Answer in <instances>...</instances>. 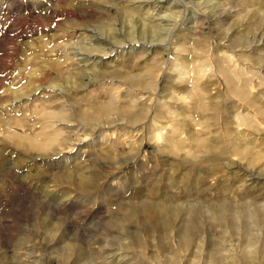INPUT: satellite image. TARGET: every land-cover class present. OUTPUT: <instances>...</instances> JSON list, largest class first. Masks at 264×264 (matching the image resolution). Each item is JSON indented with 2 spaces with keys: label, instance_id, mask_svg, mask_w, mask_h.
<instances>
[{
  "label": "rangeland",
  "instance_id": "rangeland-1",
  "mask_svg": "<svg viewBox=\"0 0 264 264\" xmlns=\"http://www.w3.org/2000/svg\"><path fill=\"white\" fill-rule=\"evenodd\" d=\"M109 1L0 0V264H264V178L249 180L253 171L264 173V0H194L188 10L166 11L172 16L161 33L171 37L175 22L179 33L190 28L179 60L158 47L159 56L130 50L106 66L108 58L93 60L98 51L87 47L99 41L111 50L132 39ZM184 55L191 69L178 70L176 88L165 82L169 72L154 79V90L166 89L153 96L159 113L143 100L147 124L89 131L79 158L59 163L12 137L38 130L39 111L67 100L61 107L69 113L109 95L128 103L125 87L98 81L91 64L136 73L147 63L180 65ZM219 65L245 84V98L227 87ZM81 131L65 128L61 137L75 142ZM85 176L94 183L80 188ZM162 207L171 211L167 227L150 217ZM224 207L226 219L214 216Z\"/></svg>",
  "mask_w": 264,
  "mask_h": 264
},
{
  "label": "bare ground",
  "instance_id": "bare-ground-1",
  "mask_svg": "<svg viewBox=\"0 0 264 264\" xmlns=\"http://www.w3.org/2000/svg\"><path fill=\"white\" fill-rule=\"evenodd\" d=\"M88 1H89L88 4L89 3L90 4H95V3H98L101 0H88ZM120 1L121 0H119V2H118V0H110L109 2H107V3H109V12H112V9H113L112 7H117L118 10L116 11L117 12L116 14L118 15V19H115V20H117L120 23L122 22V23H124V25L128 26L129 31H130V34H131L130 36H132V39H130V43L129 44H123L124 42H121V40H119L120 42H117V43L115 42V44H119V46L116 47V49L112 48L111 50H109V48L107 46H105L104 43H103L104 44L103 46H100V44H98L99 43V41H98V43L93 44V46L87 47V51H89L90 53H92L93 51H98V52H96L97 54L95 53L96 54V57L93 60L100 59L102 62H104V60L108 58V61L105 62L106 66H107L109 62H111V64H112V62L118 63L117 62L118 60H121L122 61L123 58H124V55H125L124 53L127 54V53L130 52V50L135 51L137 49L143 50V53L144 54H147L148 51H153V53L157 54L158 52H162L164 50L163 52L166 51V52H168L170 54V57L169 58H172V60H179L178 56L180 54L178 53V50L180 51V53L181 52L182 53L183 52H186V49L187 48L185 47V45L188 43V40L187 39H188L189 36H187L185 34V31H190V28L185 25V27L182 29L184 32H180L179 33V30L177 29L179 24H175L176 23L175 22L174 24H171V27H169V28L172 29V35H171V37L168 36V33L167 34L166 33H161L160 31L163 32L165 26H168V24H169V23H165L166 18L169 19V17L172 16V14L170 16H168V14H166L167 13L166 11H169V12H172L173 14H176L178 11L181 12L183 9L186 10L188 7H190L189 6L190 4L193 3L194 5H197V4H199V2H196L195 3L194 0H181V1L180 0H173L172 2H170V0H169V2L166 4L168 6L166 7L163 4H160L159 5V3H160L159 1H158V3H156V0H152L153 2H151L150 0H126L127 4L124 6L125 8L123 9V7H119V5H121V2L123 3V0L121 2ZM203 1L208 2V0H203ZM90 6H92V5H90ZM106 7H107V5H106ZM181 8H183V9L181 10ZM98 10H99V8H98ZM204 10H206V9H204ZM102 11L105 12L106 10L101 8V12ZM211 11L213 12V10H211ZM224 13L226 14V12H224ZM125 15H129V17H131V22H132L131 24H130V21H129V23L126 22L127 20L125 19V17H126ZM98 18H99L98 17V14L95 13V12H94L93 15H90V19L91 20H95L96 22H97ZM115 18H117V17H115ZM112 22H115V21H112ZM112 22H109V29L108 30H111V26L112 25L114 26V23H112ZM134 22H136V23L134 24ZM179 22L181 23V21H179ZM205 22L207 24H211L209 20L208 21H205ZM116 23H115V25H116ZM135 26L140 29L139 34H141L142 37L139 36V38H138V37H135L134 36L135 35V29H136ZM208 27H210V26L207 25L206 28H208ZM113 29H114V27H113ZM157 30H159V31H157ZM89 31L92 32L91 30H89ZM111 35H113V34L111 33ZM145 36L146 37L149 36V39L145 38ZM113 38H115V37H113ZM111 40L110 41L107 40V41H109V42L114 41V40H112V41ZM116 40H117V38H116ZM139 40L142 41V43H140V44H139V42L137 43V41H139ZM101 44H102V42H101ZM194 44H196V43H194ZM255 46H257V45H255ZM158 47L162 48L163 50L157 52V48ZM163 52H162V54H163ZM85 53H86V51H85ZM76 54H82V52L81 51L80 52L77 51ZM91 55L88 56L87 58L90 59ZM185 55L182 56V57H180V58H183V59H181V62L182 63L180 65H177V64L176 65L175 64H166L165 65L164 64V65L160 66V64L158 65V64H148L147 63V64L144 65L145 67H142L141 70L138 71V72H136V73L129 72V71L122 72V71H119L116 67L108 70V68L106 66H103L102 63H101L102 66H99V65H97L95 63L94 64H91V66L89 65L90 66L89 67L90 68V71L94 72L95 77H96V79L98 81H101L104 84H107L108 83L109 85H111V82H113V81H116L117 83L122 84L123 87H125V89H126V92L123 94V97L125 98V96H128L130 98V101L128 103L124 104V105L119 104V103L117 104L112 99L113 97H115V99H116V96L109 95V98L107 97L108 99H106L105 101L104 100L103 101H95L93 99L92 101H90V103L87 105L86 108L85 107L84 108L81 107L80 109L74 110V111H72L70 113L68 111H65L64 109H62L63 106L68 105L67 104L68 103L67 102L68 100L65 101V102H61L59 108H56V109H51V108H49V109H43L42 108L41 109V108H39V109H41L39 111L40 112V117L38 118L36 116L38 118V121H39V126L37 125L38 123H34V124H36L38 126V130L36 128L37 131L36 130L35 131H27L26 133H24V132L23 133H17L15 131V132H12V137L14 138V140L19 145H21L22 147H25L26 149H35V150H40V151H48L49 159L50 158H52V159H60V162L59 163H61V161L62 162L63 161H66L67 159H71L72 157L73 158L78 157L77 154H79V152H80L81 145H83L84 143H86L85 142V138L90 134L89 131L90 132H93L92 134L96 135V134H99L100 133L99 130H100V128L102 129V126H106L107 124L108 125H111V124H114V125H116V124H123L124 122L127 123V124H129V123L132 124L131 127L133 129L136 128L137 123H139V125H141V126H144L147 123H145L144 121L143 122H141V121L143 119H145L143 117H144L145 112H147V111H146V107H144L146 104H144L143 102L145 101V103L149 104V106L151 108V111L152 110L155 111L156 114L159 113L158 110L156 111V109H157L156 107L159 106L158 105L159 104L158 102L160 101V99H159V97H153V96H156L158 94L157 93L158 90L159 91H162V92L164 90H166L163 85H158V88H156L154 90V86H155V82H154L155 80L154 79L156 78V76H159L160 74H163V75L166 76V74L169 72L168 75L166 76L165 82L168 84V88H169L170 91L173 88H176L177 85L174 83L175 82L174 81V79H175L174 76H179V77L181 76L180 74L178 75V70L181 69V72H183V73L185 71L187 72V70H189V69H187L189 66L187 67V64L185 62L188 57L186 58ZM222 55H225V54H222ZM225 56H229V55L226 54ZM197 57H199V56H197ZM230 60H228V61H230ZM99 61H97V62H99ZM67 62H68V60H67ZM204 63L202 65V67L205 66ZM201 64H199V66ZM96 67H97V69L94 70ZM225 67H227V69H228V66H225ZM225 67L222 66V65H219V71L224 76L223 79L226 80L225 83L228 84L227 87L229 86L230 89H231V91H233V92L237 93L238 95L242 96L243 98H245L246 97V94H247L246 91H245V84L242 86V85H240L241 83H239V85L237 83H235L237 81V79L234 82V79L235 78H233L230 75V73H229L230 70L228 69L229 70L228 71ZM196 70H199V69L196 68ZM201 70H200V72H201ZM82 73L85 74L84 72H82ZM183 73H182V76H183ZM191 74H193V73H191ZM200 74L201 73H199V76H200ZM196 78H194V79H196ZM158 80H156V81H158ZM107 89H108V86H107ZM107 89H106V91H107ZM246 89H247V86H246ZM53 90H55V89H53ZM132 90H134V92ZM109 92H108V94H109ZM139 93L140 94H146V96L143 99H140V96H138ZM116 100H118V99H116ZM132 105H133V107L135 105H137V106H135V109H136V107H138V109L136 111H134L133 110L134 108L132 107ZM33 115H34V113H33ZM158 116H161V115H158ZM34 117H35V115H34ZM155 117H157V115L154 116V118ZM100 118H103V122H100V121H102ZM179 120H180V118H179ZM36 125H34V126L37 127ZM83 125L87 129H85V128L84 129H81ZM112 127H113V125H112ZM65 128H73V129H76L78 132H79V130H82L81 132L85 134V137L84 138H80V139L77 138L78 140L75 141V142L72 139L71 140H68L69 139L68 136H64V137L62 136L61 137V135L63 134V131H64ZM105 129L106 128H104V130ZM68 130H70V129H68ZM76 136H78V135H76ZM200 140H202V139H200ZM204 143H202V145ZM109 153H110V151H109ZM250 176H251L250 179H249L250 180V183H253L254 184L255 181H257L258 179L264 178V173L253 171V172L250 173ZM91 178H87L85 176L84 178L80 179L79 180L80 181V185H81L80 188H84L86 186V184H88L89 182H93V179H91ZM176 212L177 211L173 210V215L174 216L176 215ZM225 212H226V208L225 207L224 208H221L219 210H216V214L214 216H216L219 219H226L227 218V215H226ZM256 213L261 214L258 211H250V212L248 211L247 214L252 216V215H254ZM262 214H264V213L262 212ZM169 216H171V211L166 210L164 207H162L157 212H150V217L153 218L154 220H157V221L159 220L164 227H167V225H168ZM193 226L194 225L189 222V225L186 227V229H184V232L182 231V236H183V239L186 241V243H187V241H189L188 239H189L190 235L188 236V234H190Z\"/></svg>",
  "mask_w": 264,
  "mask_h": 264
}]
</instances>
